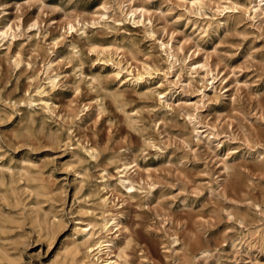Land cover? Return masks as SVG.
Listing matches in <instances>:
<instances>
[{
    "label": "rangeland",
    "instance_id": "1",
    "mask_svg": "<svg viewBox=\"0 0 264 264\" xmlns=\"http://www.w3.org/2000/svg\"><path fill=\"white\" fill-rule=\"evenodd\" d=\"M252 4L0 0V264H85L79 227L110 215L128 264H264Z\"/></svg>",
    "mask_w": 264,
    "mask_h": 264
},
{
    "label": "bare ground",
    "instance_id": "2",
    "mask_svg": "<svg viewBox=\"0 0 264 264\" xmlns=\"http://www.w3.org/2000/svg\"><path fill=\"white\" fill-rule=\"evenodd\" d=\"M199 1V0H198ZM252 6H250L249 9L253 12V17L259 16L264 11V0H253ZM121 9V12H123V9ZM139 13L140 16L143 15L144 10L141 8H134L129 9L128 13H125L124 15H130V20L132 24H136L138 21H135V13ZM124 16V20H125ZM72 27L70 26L69 29ZM6 32L0 31V42L5 40ZM86 38V37H85ZM89 41V39H88ZM94 41H92L93 44ZM96 45V44H95ZM118 49V47H117ZM74 51V50H73ZM93 51V50H92ZM101 51L106 52V48L103 47ZM163 51L166 52V49H163ZM98 52V51H97ZM167 56V59L171 58L172 62L169 61L170 67L175 62H178V59L176 57H173L169 51L168 53H165ZM173 58V59H172ZM80 66V65H79ZM199 68H202V65H198ZM126 76H129L128 80H126V83L133 85V84H139L143 80V76L140 72H136L135 74L132 73L131 70H126ZM96 78V77H95ZM50 84L54 83V78H47ZM97 79V78H96ZM91 80V79H90ZM119 88V87H118ZM162 98V97H161ZM35 100V99H34ZM47 100V99H45ZM49 102V100H47ZM43 106L46 111H51L49 108V105L46 101H42ZM31 107V106H30ZM32 120V119H31ZM94 150L92 148L86 150V152L89 153L90 156L93 155ZM117 173H119L118 176V183L128 192L132 189V186L129 182V180L126 178L127 171L129 169L128 165L125 163H122L119 167H117ZM103 179V176H101ZM8 183V182H7ZM103 202H105V199H103ZM120 226V220L119 217L110 215L109 217L102 216L99 223L92 222L91 220H87L85 224L82 227H79V232L82 235L81 245L84 247V258L87 260V263L85 264H91L92 262L94 264H128L127 263V254L125 253V250L123 247L117 246L116 243V237L117 232L119 231ZM98 227L101 231H103V236L94 237L95 232L94 230ZM46 228L49 229V226H46ZM97 229V230H98ZM114 229L113 236L108 237V234L110 230ZM45 235V234H44ZM78 243V242H77ZM76 243V244H77ZM79 246V245H75ZM79 251V250H78Z\"/></svg>",
    "mask_w": 264,
    "mask_h": 264
}]
</instances>
